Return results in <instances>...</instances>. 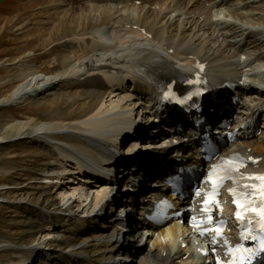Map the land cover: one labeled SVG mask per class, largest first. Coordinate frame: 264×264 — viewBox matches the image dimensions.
<instances>
[{"label":"bare ground","instance_id":"bare-ground-1","mask_svg":"<svg viewBox=\"0 0 264 264\" xmlns=\"http://www.w3.org/2000/svg\"><path fill=\"white\" fill-rule=\"evenodd\" d=\"M107 1L105 5L94 7L103 6L102 10L107 14H114L111 26L97 27L81 34L73 32L61 38V43L66 40L74 43L64 57L63 71L49 75L37 72L34 67L22 70L25 78L14 93L18 99L26 93L29 95L19 102L26 101L28 97L34 101L38 97L54 95L49 100L53 104L61 95L59 90L69 85L81 90L69 91L68 94L73 101H81L82 111L69 116L47 114L45 120L37 122L31 118L29 121H15L9 126L14 129L15 136L25 135L22 138L42 144L48 154L39 157L38 169L28 182L42 188L26 201V205L35 211V222H41V227L34 232L35 241L27 246L0 241V252L16 253L12 258L8 257L7 264H26L32 255H35L32 259L34 264H111L107 262L111 257L108 252L114 246L112 242L118 225L117 214L109 207L110 192L114 188L108 187L106 180H102L101 185L98 180L89 185L87 181H93L90 176L83 182L82 178L71 174L69 181L60 183L56 177L60 170L75 172L73 162L76 155L100 157V153L111 150L110 144L113 149L126 142L123 135L129 134L133 123L139 128L145 127L142 120L152 122V132H158L142 144V150L151 144L161 147L171 141L177 124L190 115L191 104L181 109L161 98H154L153 92L158 93L164 85L173 83L179 91L189 75L205 65L202 73L212 85L203 103L210 117L208 123H212L221 112L230 117L236 113L248 117L244 114L264 110V30L253 28L255 23L264 28V0H148L155 7L146 8V23L142 25L134 22L136 17L132 11L126 14L118 8L137 10V0ZM206 8L209 9L207 16L201 20ZM219 9L223 16L214 19V13L220 12ZM233 17L243 21L242 27L245 28H239L241 31L250 28L245 31L246 36L240 34L237 22L231 20ZM166 18L164 25L157 26ZM151 19L154 23H147ZM256 33L260 36L253 37ZM237 36L241 40L231 39ZM250 36L253 39L248 42ZM227 51L233 55L228 56L223 64L225 56L221 54ZM235 57L237 60L232 63ZM226 80L231 89L242 92L241 106L233 104L235 94L225 85ZM32 87L35 88V97L30 94ZM159 104L163 107L157 114ZM225 105L231 109L222 110ZM106 127H110L108 131L113 134H108ZM262 136L243 134L228 144L229 151L260 157L259 162L249 166L250 171H264ZM6 140V136H0V143ZM136 144L133 142L128 147L129 157L116 155L122 164L131 165L132 171L127 177L131 179L138 175V183H131L128 192L135 193L138 187L146 188L149 193L156 191L154 184L146 185V176L159 177L158 167L151 160L159 159L160 153L156 151L144 156ZM198 157V154L192 156L193 159ZM59 189L63 191L58 192ZM232 211H225L229 219ZM132 215L129 218L132 219ZM172 221L148 235L147 240H140L143 247L134 243L127 248L135 254L130 264H199L208 258H203L205 247L196 245L195 239L192 245L184 239L186 235L193 234L194 229ZM134 233H130L131 238ZM148 242L152 247L147 249L144 246Z\"/></svg>","mask_w":264,"mask_h":264},{"label":"rangeland","instance_id":"rangeland-1","mask_svg":"<svg viewBox=\"0 0 264 264\" xmlns=\"http://www.w3.org/2000/svg\"><path fill=\"white\" fill-rule=\"evenodd\" d=\"M99 2L100 0H91L90 2L86 0H0V101L2 100L0 102V136L8 138L5 142L0 143V167H2L0 170V241H12L18 243L19 246L20 243L27 246L35 241L34 232L39 230L41 222H35V211L26 205V201L31 200V194L42 187L36 183L28 182L33 179V174L38 169L39 157L48 154L42 144L38 145L32 139L22 138L25 135L15 136L14 129L9 126L15 121H29L31 118L37 122L45 120L47 114L57 113L61 116H69L73 112L82 111L80 110L81 101H73L68 94L69 91H79L80 89L69 85L58 89L61 95L57 96L53 104L49 103V100L54 95L38 97L34 101L28 97L20 104L18 100L29 95L26 93V96L23 95L18 99V95L14 93L25 78L22 70L34 67L37 72L49 75L63 71L64 57L74 43L68 40L61 43L62 37L73 32L78 34L85 31L90 32L97 27L111 26L114 23L112 12L107 14L102 10L103 6L94 7L105 5L108 1ZM136 4L139 5L137 10L118 8L126 14L132 11L136 17L134 22L142 25L144 22L146 23V8L155 6L150 5L148 0H137ZM90 6L94 8H89ZM166 6L164 5V7ZM208 11V8L203 11L201 20L207 16ZM219 11L214 13V15L216 14L214 19L223 16V12L220 9ZM183 17L184 15L181 18ZM233 18L231 20L240 25V27L237 25L240 34L244 33L246 36L250 28L242 30V32L239 28H245L242 27L243 21L238 18L233 20ZM166 21L167 18L157 26L164 25ZM149 22L150 24L154 23L152 19L147 23ZM253 25H255L254 29L264 30L263 26L258 23ZM256 35L253 37L260 36L257 33ZM231 39L241 40L238 36ZM251 39H253L252 36L248 42ZM76 50L78 51L79 47ZM221 55L225 56L222 62L224 64L227 57L233 54L227 51ZM236 60L235 57L231 62L234 63ZM214 69L217 70V67L215 66ZM34 89V87L29 89L33 96L36 93ZM145 141L138 142V147L142 148ZM126 146L124 145L122 149L125 152L127 151ZM24 185H27L25 189H21ZM60 191L63 190H58V192ZM184 239L188 240L186 243L189 242V245H192L193 239L196 240V237H192L190 234L189 237L186 235ZM150 243H146L144 247L147 249L152 247ZM45 249L43 248V250ZM29 252L31 251L29 250ZM15 254L14 252H0V264H7L8 257L12 258Z\"/></svg>","mask_w":264,"mask_h":264},{"label":"snow or ice","instance_id":"snow-or-ice-1","mask_svg":"<svg viewBox=\"0 0 264 264\" xmlns=\"http://www.w3.org/2000/svg\"><path fill=\"white\" fill-rule=\"evenodd\" d=\"M237 216L239 217V213H237ZM217 264H220V262L218 261Z\"/></svg>","mask_w":264,"mask_h":264}]
</instances>
